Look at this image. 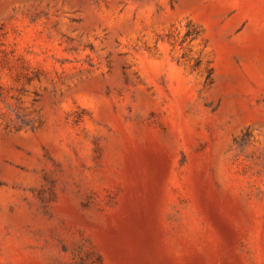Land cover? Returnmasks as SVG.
Wrapping results in <instances>:
<instances>
[{
    "label": "rangeland",
    "instance_id": "1",
    "mask_svg": "<svg viewBox=\"0 0 264 264\" xmlns=\"http://www.w3.org/2000/svg\"><path fill=\"white\" fill-rule=\"evenodd\" d=\"M0 264H264V0H0Z\"/></svg>",
    "mask_w": 264,
    "mask_h": 264
}]
</instances>
